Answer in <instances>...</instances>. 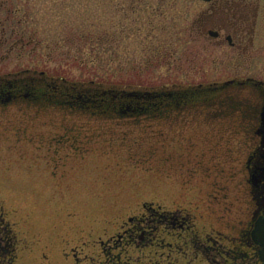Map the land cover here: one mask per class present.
Listing matches in <instances>:
<instances>
[{"label": "rangeland", "instance_id": "rangeland-1", "mask_svg": "<svg viewBox=\"0 0 264 264\" xmlns=\"http://www.w3.org/2000/svg\"><path fill=\"white\" fill-rule=\"evenodd\" d=\"M230 2L245 7V60L223 32L207 34L232 20L213 10L216 0H0V76L28 68L142 92L245 71L264 80V0ZM207 110L102 119L33 104L0 108V213L17 240L14 264H209L196 255L193 230L200 244L238 245L256 207L245 163L258 139L246 128L232 134ZM150 208L182 211L191 230L111 247L128 219ZM185 233L186 246L176 241Z\"/></svg>", "mask_w": 264, "mask_h": 264}, {"label": "flooded vegetation", "instance_id": "flooded-vegetation-1", "mask_svg": "<svg viewBox=\"0 0 264 264\" xmlns=\"http://www.w3.org/2000/svg\"><path fill=\"white\" fill-rule=\"evenodd\" d=\"M217 3L212 5L213 10L224 9L223 11L230 16L231 23L228 26L220 24L213 28L208 29L207 34L215 39H218L223 32V37L227 41L228 45L232 49H237L241 59L247 58V48L244 44V32L247 30V18L245 15V7L239 4L232 3L231 0H216ZM232 29L234 31L232 32ZM244 46V47H243ZM26 74V76H22ZM10 76V77H8ZM98 87V86H96ZM187 90L199 89V91H205V89H215L217 93H229L235 90L240 91L242 97L250 104L255 102V106H258L257 115L253 117L251 111L242 112L238 114L230 108L231 111L220 109L223 102H233L235 98L229 94L222 97V95H214L210 99L211 105L208 106H194L186 107L187 110L184 112H191L194 109H208L211 111L208 117L213 120L224 119L230 124V131L235 134L240 130L248 131L250 138L254 140L256 137L257 143L253 147V150L248 155L245 167L248 175L256 167L264 166V128L260 127V113L264 108V80L252 75L248 71L235 75L233 78L225 80L223 83H211L207 85H187ZM234 89V90H233ZM107 90L93 88V83L90 82L87 87L84 85H77L76 83L69 82L64 78H50L44 71H40L39 74L35 70L22 69L15 74H7L0 76V108L11 105H23L33 104L39 106V108H61L69 109L72 111H83L88 112L91 116L107 119L103 114H106L109 106L106 103V98L109 95ZM106 92V93H105ZM256 94V97L254 96ZM113 98L115 96H112ZM241 97V96H240ZM241 97V99H243ZM112 98L111 101H114ZM118 99L115 108L119 109V113H124L134 116H150V118H157V113L150 112L147 115L148 109H156L158 103L169 100L168 98L159 95L153 98H135L128 97L125 94L119 92L117 94ZM257 100V102L255 101ZM124 106V109L122 107ZM254 106V107H255ZM253 106H248V110ZM253 107V108H254ZM207 110V112H208ZM73 113V112H72ZM170 115V114H169ZM168 115V116H169ZM166 116V117H168ZM253 199L255 200V211L252 214L248 227L244 232H241L239 244L225 249L218 243H214L211 246L200 244L196 239L197 234L193 230V238L191 243L196 251V255L201 253L204 259L209 264H230L227 261L232 260L234 263L231 264H255L258 263V246L255 245L249 235V231L253 226V219L264 216V202L261 198L264 197L261 188L252 189ZM180 210L167 211L150 208L148 210V216L142 217L141 219L134 222L132 218L128 219V224L122 233L112 237L113 248H119L121 246H137L139 247L143 243L152 245L155 241H158L162 232L164 231H190V220L187 215L183 216ZM180 234V232L178 233ZM188 233L180 235L176 238L177 242L183 243L185 246L188 245L187 240ZM108 242V241H107ZM108 247L109 243H107ZM167 246H171L167 243ZM110 247V248H111ZM170 248V247H169ZM243 248H247L249 252L242 251ZM109 249V248H108ZM172 251V250H170ZM17 253V240L13 234L12 227L8 220L3 217V213H0V264H14ZM109 256V250L106 251ZM239 256V261L237 257ZM119 260L120 257L117 256Z\"/></svg>", "mask_w": 264, "mask_h": 264}, {"label": "trees", "instance_id": "trees-1", "mask_svg": "<svg viewBox=\"0 0 264 264\" xmlns=\"http://www.w3.org/2000/svg\"><path fill=\"white\" fill-rule=\"evenodd\" d=\"M234 90V89H233ZM216 90L214 89H210L207 90L205 89V91H199V89H192V90H179L178 92H172L171 96H164L166 98H168L169 100L163 102L162 104L158 103V107L156 109H148V113L147 115H150V112H155L157 113V118H161L164 116H168L169 114H177V113H184V111L187 110L186 107H194V106H208L212 104L211 101V97L214 95H222V97L226 96L227 94L233 96L235 98V100L231 103H225L223 102L221 104L220 109L222 111L227 110V111H231L230 108H233V110L235 112H237L238 114L240 113H244L247 111H251L250 113L253 115V117L255 116V114L257 115V111H258V106H255V102L253 104L248 103V100L246 101L242 95L240 94V91L235 90L234 92H229V93H217L215 92ZM243 99H241V97ZM254 96L256 97V94L254 93ZM112 100V96H108L106 98V103L108 104L109 108L108 110H106V114L105 115L107 118L114 116V106L117 105L118 99H114V101ZM255 101L257 102V100L255 99ZM255 106L254 108L251 107L248 110L246 109L248 106ZM151 116V115H150ZM149 116V118H150ZM237 261H239V256L237 257ZM235 261V260H234ZM233 261V263H234Z\"/></svg>", "mask_w": 264, "mask_h": 264}, {"label": "water", "instance_id": "water-1", "mask_svg": "<svg viewBox=\"0 0 264 264\" xmlns=\"http://www.w3.org/2000/svg\"><path fill=\"white\" fill-rule=\"evenodd\" d=\"M201 1H211V0H201ZM107 92V91H106ZM105 92V93H106ZM109 93H111L113 96L116 97V95L119 93L114 90H109ZM121 93L125 94L128 97H135V98H153L155 96H159L160 94L152 93V92H141V91H121ZM162 95H165L164 93H161ZM171 95V94H169ZM260 127L264 128V108H262L260 113ZM251 184L252 189L261 188L263 193L264 190V166L256 167L250 172L249 181ZM262 202H264V197L261 198ZM250 236L252 241L259 246L258 250V256L259 260L261 261V264H264V216L259 218H254V224L252 227V230L250 232Z\"/></svg>", "mask_w": 264, "mask_h": 264}]
</instances>
